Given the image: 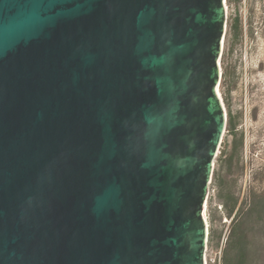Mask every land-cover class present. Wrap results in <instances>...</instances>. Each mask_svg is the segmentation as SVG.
<instances>
[{"label":"water","instance_id":"1","mask_svg":"<svg viewBox=\"0 0 264 264\" xmlns=\"http://www.w3.org/2000/svg\"><path fill=\"white\" fill-rule=\"evenodd\" d=\"M226 0H0V264H207Z\"/></svg>","mask_w":264,"mask_h":264},{"label":"rangeland","instance_id":"2","mask_svg":"<svg viewBox=\"0 0 264 264\" xmlns=\"http://www.w3.org/2000/svg\"><path fill=\"white\" fill-rule=\"evenodd\" d=\"M226 7L220 89L227 125L214 168L206 263L222 264L233 218L254 203L256 216L242 211L239 228L251 263L264 264V0H226ZM226 196L237 200L230 217Z\"/></svg>","mask_w":264,"mask_h":264},{"label":"trees","instance_id":"3","mask_svg":"<svg viewBox=\"0 0 264 264\" xmlns=\"http://www.w3.org/2000/svg\"><path fill=\"white\" fill-rule=\"evenodd\" d=\"M223 199L224 205L230 204V208L227 210V216L230 217L236 208L237 200L235 199L231 202L228 196ZM254 206V203L249 205L245 212L243 211V208H240L238 213H236L235 217L233 218L231 231L223 249L222 264H252L251 262L253 252L247 235L239 228V216L243 211V214L253 212L255 217L256 211L254 212Z\"/></svg>","mask_w":264,"mask_h":264},{"label":"bare ground","instance_id":"4","mask_svg":"<svg viewBox=\"0 0 264 264\" xmlns=\"http://www.w3.org/2000/svg\"><path fill=\"white\" fill-rule=\"evenodd\" d=\"M223 101V100H222Z\"/></svg>","mask_w":264,"mask_h":264}]
</instances>
